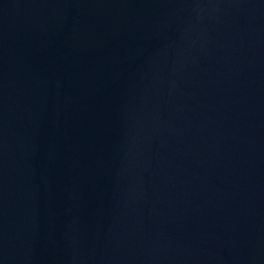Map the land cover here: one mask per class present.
Segmentation results:
<instances>
[{"label":"water","instance_id":"obj_1","mask_svg":"<svg viewBox=\"0 0 264 264\" xmlns=\"http://www.w3.org/2000/svg\"><path fill=\"white\" fill-rule=\"evenodd\" d=\"M0 264H264V0H0Z\"/></svg>","mask_w":264,"mask_h":264}]
</instances>
